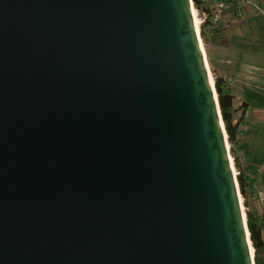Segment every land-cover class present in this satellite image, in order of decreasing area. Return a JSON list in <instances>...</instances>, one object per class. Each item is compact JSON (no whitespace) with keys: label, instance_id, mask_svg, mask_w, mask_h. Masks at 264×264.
Instances as JSON below:
<instances>
[{"label":"water","instance_id":"obj_1","mask_svg":"<svg viewBox=\"0 0 264 264\" xmlns=\"http://www.w3.org/2000/svg\"><path fill=\"white\" fill-rule=\"evenodd\" d=\"M194 0H0V264H256Z\"/></svg>","mask_w":264,"mask_h":264},{"label":"rangeland","instance_id":"obj_2","mask_svg":"<svg viewBox=\"0 0 264 264\" xmlns=\"http://www.w3.org/2000/svg\"><path fill=\"white\" fill-rule=\"evenodd\" d=\"M240 1L242 2L241 13L236 11L237 8L235 6L227 7L229 10L228 12H230L228 16L233 19L232 24L235 27L232 39L236 42L237 38V42L242 41V43L246 44L244 45V49H240L242 50V53L240 50L239 52L240 54H243V60H241L242 63H244L246 68L250 70V75H247V77L242 81H237L235 87L237 88L236 91L240 95L241 99H246L249 102L245 114L246 121H243L245 124H243V129L246 130V133L244 135L239 134L240 138L237 144V153H240L239 147L243 144L241 148V153L244 157L243 161L246 163H253L260 168L263 167L264 169V0ZM211 5L215 6L216 4H213L212 2ZM196 8L198 7L196 6ZM223 13L224 11L222 12V10L219 12L220 26H216L213 29L222 30L226 27ZM197 14L200 17L203 14V11L198 8ZM205 26L206 24H203L200 27L201 36L208 54L206 37L202 33V27L204 28ZM251 43L255 45L258 43L257 47H251ZM234 65L235 64H233V66ZM212 74L215 80V75L218 73L213 69V67ZM232 156L234 158L235 167L238 170L233 153ZM246 168L247 171H250L249 166ZM262 180L263 182L260 183V189H258V187L251 186L248 188V206L245 204V196L243 193L242 198L246 212L250 208L255 210L259 215L264 216V198L258 196L259 190L264 192L263 177Z\"/></svg>","mask_w":264,"mask_h":264},{"label":"crops","instance_id":"obj_3","mask_svg":"<svg viewBox=\"0 0 264 264\" xmlns=\"http://www.w3.org/2000/svg\"><path fill=\"white\" fill-rule=\"evenodd\" d=\"M229 13L230 12L223 13L226 27H224L222 30L210 28L208 25L204 27V30L211 65L219 75L223 76L225 80V85L230 86L233 89V92L235 93V103L237 106H239V109L235 113V119L241 122L240 126L242 127L240 135H244L246 133V130L243 129L245 125L243 121L246 118L245 114L249 102L246 104L245 101L248 100L241 99L240 95L236 91L237 88L235 87L237 81H242L247 77V75H250V70H248L245 64L242 63L241 60H243V54H240L239 52L241 48L244 49V45L246 44L242 43V41L237 42V38L236 42H234V40L232 39L233 30H235V27L232 24L233 19L228 16ZM240 51L242 53V50ZM233 64L235 65L233 66ZM242 145L241 147H239L240 153H238L240 163L244 167L249 166L250 171L248 172H253L255 173V175L258 176L256 183L252 187H258V189H260V183L263 182L262 177L264 178V174L261 172V169H264L263 167L260 168L253 163H246L243 161L244 157L241 153Z\"/></svg>","mask_w":264,"mask_h":264},{"label":"trees","instance_id":"obj_4","mask_svg":"<svg viewBox=\"0 0 264 264\" xmlns=\"http://www.w3.org/2000/svg\"><path fill=\"white\" fill-rule=\"evenodd\" d=\"M195 5L203 10L209 9V4L203 0H194ZM210 10V9H209ZM228 12L226 8L223 10ZM202 33L205 35L204 28L202 27ZM258 44V43H257ZM257 44H250L251 47L256 48ZM259 46V45H258ZM214 69V68H213ZM215 70V69H214ZM215 83L219 95L222 114L226 124L228 138L231 142V150L235 156L236 166L238 168V179L240 183V189L245 196V204L248 206L247 195L249 193V187L254 186L258 176L255 173L247 171V168L242 166L237 153V144L240 138L241 122L235 119V113L239 109V106L235 103V93L230 86L225 85L223 76L215 75ZM246 104L248 101H245ZM264 216L259 215L255 210H247L248 225L251 231V238L255 247V260L256 264H264Z\"/></svg>","mask_w":264,"mask_h":264},{"label":"built area","instance_id":"obj_5","mask_svg":"<svg viewBox=\"0 0 264 264\" xmlns=\"http://www.w3.org/2000/svg\"><path fill=\"white\" fill-rule=\"evenodd\" d=\"M209 4V9H203V14L199 17L198 14V23L199 26L206 24L210 28H215L216 26H220V16L219 12L227 8V7H236V11L241 13L242 2L240 0H203ZM216 4L212 6L211 4ZM214 11V12H213ZM196 12H198V8H196ZM221 15V14H220ZM222 26V25H221ZM201 29V27H200ZM238 173V170L236 169ZM261 172L264 174V170L261 169ZM259 197L264 198V192L259 190Z\"/></svg>","mask_w":264,"mask_h":264},{"label":"bare ground","instance_id":"obj_6","mask_svg":"<svg viewBox=\"0 0 264 264\" xmlns=\"http://www.w3.org/2000/svg\"><path fill=\"white\" fill-rule=\"evenodd\" d=\"M194 9H195V17H196V21H197V24H198V26H199V23H198V16H197V12H196V5H195ZM199 28H200V26H199ZM253 249H254V246H253Z\"/></svg>","mask_w":264,"mask_h":264}]
</instances>
